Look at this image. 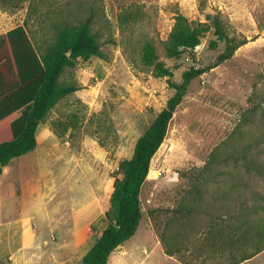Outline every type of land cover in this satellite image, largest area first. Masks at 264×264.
Instances as JSON below:
<instances>
[{
  "label": "rangeland",
  "instance_id": "obj_1",
  "mask_svg": "<svg viewBox=\"0 0 264 264\" xmlns=\"http://www.w3.org/2000/svg\"><path fill=\"white\" fill-rule=\"evenodd\" d=\"M178 14L209 30L196 49L170 57L166 42ZM217 16L229 37L248 42L191 82L152 160L138 231L108 264H184L166 253L164 230L169 244L178 229L177 237L186 240L183 226L204 223L212 204L228 214L220 208L226 193L238 211L264 194V0L0 1V34L24 25L40 54L61 28L89 18L103 52L66 69L61 81L80 89L50 110L38 128L37 150L13 160L17 185L4 199L22 204L39 242L15 264H83V255L114 218L111 196L121 161L133 155L138 138L174 93L169 76H158L143 60L145 44L156 47L180 83L187 69L214 65L225 50V42L210 46ZM188 205H196L194 215L183 211ZM191 252L187 243L179 255ZM217 262L229 264L227 257ZM241 264H264V251Z\"/></svg>",
  "mask_w": 264,
  "mask_h": 264
},
{
  "label": "trees",
  "instance_id": "obj_2",
  "mask_svg": "<svg viewBox=\"0 0 264 264\" xmlns=\"http://www.w3.org/2000/svg\"><path fill=\"white\" fill-rule=\"evenodd\" d=\"M91 23L89 18L77 27L64 26L44 54L37 51L24 25L0 34V177L12 160L37 148L38 128L50 110L64 97L80 89L74 83L61 81L66 69L75 67L81 58L87 60L103 55ZM214 27L217 38L210 42V46L216 48L219 42H225V50L214 65L187 69L180 83L172 80L173 72L159 60L156 47L150 42L145 44L143 60L155 67L158 76H169L167 81L174 93L138 138L133 155L121 161V176L116 177L111 196L114 218L84 255L83 264H108L112 253L136 234L144 216L141 193L152 160L164 143L170 122L191 82L232 58L248 42L229 37L219 16L214 20ZM208 30L207 24L199 22L193 25L185 15L178 14L166 42L168 55L177 57L184 50L196 49ZM197 191L201 192L200 189ZM227 194L220 208L227 210L228 214L216 212L212 204L206 211L208 219L204 223L191 221L183 226L186 240L177 237L178 229L173 235L174 241L169 244V235L164 230L160 239L166 244V253L177 255L184 264H199V260L219 264L217 259L221 257H227L229 264H241L264 251V217L253 216L264 212V194L257 193L253 204L245 201L240 211L229 205ZM184 208L183 211L192 215L196 211V205ZM176 210L181 212L182 208ZM188 233L195 234L196 239L188 238ZM187 243L192 245L190 256L179 255L181 247H186Z\"/></svg>",
  "mask_w": 264,
  "mask_h": 264
},
{
  "label": "crops",
  "instance_id": "obj_3",
  "mask_svg": "<svg viewBox=\"0 0 264 264\" xmlns=\"http://www.w3.org/2000/svg\"><path fill=\"white\" fill-rule=\"evenodd\" d=\"M36 150L37 148L25 154V156L31 155ZM12 163L13 160L4 168V172L0 177V264L21 263L26 252L32 251L33 254L34 249L39 246L36 238L37 232L33 233L31 229L34 224L27 220L26 213L22 211V204L4 199L3 194L17 185L13 180L15 177L13 176ZM49 217H51L49 213H46V218ZM81 226L82 224L78 223V228H81ZM80 232L77 233V238L81 234ZM123 245L124 243L120 247ZM32 258L34 259L35 256H32Z\"/></svg>",
  "mask_w": 264,
  "mask_h": 264
}]
</instances>
